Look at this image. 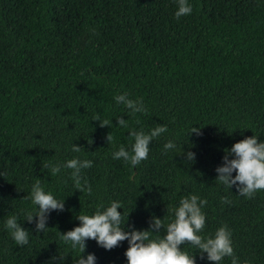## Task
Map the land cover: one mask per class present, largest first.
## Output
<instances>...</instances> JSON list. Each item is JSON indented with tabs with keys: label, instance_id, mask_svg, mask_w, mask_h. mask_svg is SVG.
Listing matches in <instances>:
<instances>
[{
	"label": "trees",
	"instance_id": "trees-1",
	"mask_svg": "<svg viewBox=\"0 0 264 264\" xmlns=\"http://www.w3.org/2000/svg\"><path fill=\"white\" fill-rule=\"evenodd\" d=\"M189 2L192 11L176 18L175 0H0V264H72L79 253L57 231L78 224L76 214L118 200L125 230L146 229L151 216L166 224L190 193L206 201L201 235L226 225L233 254L264 264V189L238 194L214 171L232 143L264 139V0ZM123 91L146 111L117 105L113 96ZM116 116L144 131L166 125L135 166L111 156L131 143ZM169 139L194 161L162 151ZM73 156L92 161L80 173L88 193L74 189L70 169L50 172ZM35 179L64 202L43 232L24 220ZM13 214L28 230L26 244L3 227ZM126 247L85 241L96 264H124ZM179 247L195 264H214L188 241Z\"/></svg>",
	"mask_w": 264,
	"mask_h": 264
},
{
	"label": "clouds",
	"instance_id": "clouds-1",
	"mask_svg": "<svg viewBox=\"0 0 264 264\" xmlns=\"http://www.w3.org/2000/svg\"><path fill=\"white\" fill-rule=\"evenodd\" d=\"M192 11L189 0H175L173 16L179 18ZM117 105H123L129 113L135 114L146 111L140 98H130L126 91L119 92L113 96ZM116 125L127 129L131 143L128 149L124 146H117L112 151L113 159H123L132 166L137 165L145 159L148 154L149 142L166 132V125L156 124L147 131L129 127L126 119L116 116ZM92 120L98 121L101 126L109 125L110 120H100L97 114L93 113ZM191 132H197L198 128L193 127ZM106 139L110 137L106 136ZM71 151L80 152L81 147L72 144ZM172 150L174 154L182 155L186 162H193L195 153L182 151L173 139L166 140L162 145V151ZM221 163L214 171L215 178L228 189L234 187L238 194L251 196L257 189H264V139L257 141V135L245 136L231 144L221 157ZM92 161L73 156L64 160L63 164L53 163L50 172L55 175L61 168L70 169L69 175L73 180V187L79 192L88 193L91 191L87 181L81 182V169L90 167ZM234 172V175H233ZM31 204L30 210H25L24 220L33 224V232H43L46 228V221L49 213L63 211V199H59L51 191L45 190L39 179H35L30 186L29 195ZM221 200L227 202L226 197ZM206 201L194 193L181 196L176 205L170 209L172 216L166 224L161 217L151 216L148 220V228L137 229L131 224L124 228L126 215L117 211L121 209L118 200L109 201L106 205H98L97 208L88 213H78L75 219L79 222L63 233L57 231L60 239L71 248L78 251V255L72 260V264H96V256L93 252H85V241L94 240L98 247L109 250L118 245L120 241H126L124 249V264H195L192 255L183 250L180 245L185 241L193 245L204 259L214 264H220L223 258H230V264H252L248 259H240L233 254L231 233L226 225L218 226L209 235H201V229L205 224V213L202 211ZM3 227L8 231L11 239L17 245L28 242V230L23 228L15 214L8 215L3 220ZM163 228V235L160 230ZM157 234V235H153ZM82 254V255H81ZM50 257V260H56ZM63 261V257L59 256Z\"/></svg>",
	"mask_w": 264,
	"mask_h": 264
}]
</instances>
